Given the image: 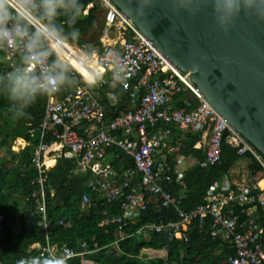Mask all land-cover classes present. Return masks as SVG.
<instances>
[{
  "label": "built area",
  "instance_id": "2783aa9c",
  "mask_svg": "<svg viewBox=\"0 0 264 264\" xmlns=\"http://www.w3.org/2000/svg\"><path fill=\"white\" fill-rule=\"evenodd\" d=\"M94 1L104 9L103 34L109 35L114 31L117 40L105 45L88 61L49 31L31 11L18 5V0H10L12 19L8 27L12 29L14 25H22L16 21L20 16L44 33L42 41L48 50L47 63L52 64L59 58L72 74L68 86L63 85L58 92L47 97L44 117L39 125L40 141L32 158L39 174L36 182L41 185L43 201L38 209L43 214L44 228L47 230L49 224L45 218L42 174L49 170L45 159L58 153L57 157L77 158L80 171L90 170L94 174L87 182L89 192L81 197L82 207L92 203V194L107 202L120 201L122 213L113 219L118 223L115 244L125 238L124 228L134 224L139 213L147 209L144 187H150L152 195L160 200L162 206L175 208L178 218L158 219L144 224L136 230V235L147 240L151 233H160L170 240L187 241L186 232L191 221L198 219L199 224L204 225L210 217V236L234 249V255L229 256L225 264H264V226L261 223L264 214L260 216L256 208L262 207L264 213V174L239 182L234 181L229 173L223 174L208 188L207 203L186 212L181 208L186 193H173L165 187V184H172L174 178L166 156L158 157L170 133V129L161 124L173 123L181 131L205 134V160L209 165L220 160L224 138L238 149L239 155L250 152L264 169L263 159L111 0ZM31 33L24 27L22 38L18 36L11 43L0 42V61L15 69L22 67L23 60L22 65L20 60L28 55L27 44ZM71 58L93 73L96 83L90 86L105 92L111 102L116 99L114 89L119 86L128 97L126 110L106 118L108 107L101 103L99 95L91 87L86 86L84 76L72 65ZM35 71L39 72L38 65ZM184 92L195 98L196 105L174 108V96ZM50 127L57 132L55 140L47 144L44 136ZM33 133L34 129L31 130ZM51 147H54L53 150ZM113 147L129 156L134 167L118 170L107 162L108 152ZM180 178L178 175L176 180ZM137 179L140 185L135 184ZM236 205L248 206L242 211L246 215L242 221ZM82 247L86 248L87 244L83 242ZM147 250L146 255L140 254L139 257L153 259V256H148ZM42 253L58 264H69L72 258L82 254L69 246L59 248L49 242L42 248Z\"/></svg>",
  "mask_w": 264,
  "mask_h": 264
},
{
  "label": "trees",
  "instance_id": "16d2710c",
  "mask_svg": "<svg viewBox=\"0 0 264 264\" xmlns=\"http://www.w3.org/2000/svg\"><path fill=\"white\" fill-rule=\"evenodd\" d=\"M90 2L91 0H79L81 13L75 18V23L63 13L58 15L52 22L53 30L70 43L85 45V36L95 28L100 8L99 5H94L87 14H84ZM32 13L43 25L49 27V23L39 10H33ZM21 18L17 16L16 21L32 32L37 31L33 25ZM75 31L80 35L73 39L72 34ZM96 45L100 46V43L97 42ZM39 47L47 48L43 41L40 42ZM22 60L23 58L20 60V65ZM16 69L0 61V149L6 151L0 156V264H21V262L58 264L42 253V248L47 242L56 244L59 248L69 246L76 253H82L72 258L69 264H82V262L85 264H225L226 259L234 255L233 248L210 236L208 232L212 224L210 217L206 219L204 225H200L198 219L191 221L186 232L187 241L170 240L165 234L160 233H151L147 240L136 235V230L144 224L158 219L178 218L175 208L162 206L160 200L152 195L150 187H144L148 199L147 209L139 213L134 224L124 228L125 238L115 244L118 223L113 219L122 213L120 201L107 202L97 199L96 195L92 194V203L82 207L81 197L89 192L87 182L94 177V174L90 170L80 171L75 157H58L56 164L54 162L55 166L42 174L45 218L49 224L46 230L42 224L43 214L38 209L43 198L41 185L36 182L39 176L38 169L33 164L32 158L40 141L39 125L44 117L48 96H40L36 103L27 108L12 101L8 95L7 77L8 73ZM67 76L69 82L65 86L71 82L70 71L67 72ZM105 88L110 90L108 86ZM114 92L116 99L113 102L105 92H102L100 101L108 107L106 118L115 117L120 110H126L129 106L128 97L119 86ZM183 99H185L183 93L176 94L173 107H185ZM161 125L171 129L175 147V151L167 159L174 182L170 185L165 184V187L173 193H186L181 205L186 212H191L198 205L207 203L208 188L223 174L229 173L236 161L242 157L250 159L249 173L252 177H261L264 174L261 164L250 152L239 155L238 149L228 144L225 138L221 144L220 160L214 165H209L205 160V149L194 147L200 133L187 132L186 138L182 139L183 132L175 127L172 128L170 124ZM33 129L34 133L31 134ZM56 132L55 128H48L44 142L50 144L54 141ZM17 138H23L28 143L19 152L12 150ZM24 144L22 139H17L14 149ZM254 150L264 161V156L255 148ZM177 155L186 159L188 164L191 160L194 161L179 180H176L177 175L174 171ZM107 156H110L111 165L118 170L119 166L123 169L134 167L133 160L118 148L110 149ZM135 184L140 185L139 180H135ZM247 207L235 206L240 221L246 218L242 211ZM256 208L262 216L264 214L262 207ZM105 220H109L108 223H103ZM261 223L264 226V218L261 219ZM83 242L87 244L86 248L82 247ZM164 247L167 248L168 254L163 258L144 260L139 257L140 254L146 255V249L159 250Z\"/></svg>",
  "mask_w": 264,
  "mask_h": 264
},
{
  "label": "water",
  "instance_id": "95a60500",
  "mask_svg": "<svg viewBox=\"0 0 264 264\" xmlns=\"http://www.w3.org/2000/svg\"><path fill=\"white\" fill-rule=\"evenodd\" d=\"M111 1L264 156V0L258 12H241L227 32L212 0Z\"/></svg>",
  "mask_w": 264,
  "mask_h": 264
},
{
  "label": "clouds",
  "instance_id": "9594fccd",
  "mask_svg": "<svg viewBox=\"0 0 264 264\" xmlns=\"http://www.w3.org/2000/svg\"><path fill=\"white\" fill-rule=\"evenodd\" d=\"M261 2L262 0H212V6L217 22L227 32L229 24L241 12H258ZM18 5H23L28 11L39 10L49 23V31L53 30L52 22L58 15L63 13L75 23V18L81 13L79 0H18ZM11 19L10 0H0V42L11 43L16 37H23L24 26L14 25L10 29L8 23ZM79 35L75 31L72 34L73 39ZM43 39L44 33H31L27 44L28 55L23 58V66L9 73L7 77L9 98L23 108L36 103L40 96H50L58 92L69 82L68 67L59 58L52 64L47 63L48 50L39 47ZM37 65L39 72L35 71ZM89 83L95 84L96 81Z\"/></svg>",
  "mask_w": 264,
  "mask_h": 264
},
{
  "label": "crops",
  "instance_id": "0c3cea01",
  "mask_svg": "<svg viewBox=\"0 0 264 264\" xmlns=\"http://www.w3.org/2000/svg\"><path fill=\"white\" fill-rule=\"evenodd\" d=\"M94 5H98L94 0H91V2L87 5L86 9L84 10V14H87L89 9L92 8ZM34 7V6H33ZM100 7V6H99ZM33 12V11H31ZM33 14V13H32ZM34 16V15H33ZM35 17V16H34ZM36 18V17H35ZM37 19V18H36ZM38 20V19H37ZM39 21V20H38ZM40 22V21H39ZM103 24H104V9L102 7L99 8V16H98V21L97 24L95 26L94 29L90 30L86 36H85V45L83 46H78L77 44L74 43H70L66 40V38L64 36H62L61 34H58L56 31L52 30L60 39L64 40L65 42H67L70 47H72V49L79 54L83 59L85 60H90L92 59L99 51H101L105 45H107L108 43H112L113 41L117 40V34L116 32H111L109 35H105L103 34ZM49 28V27H48ZM99 42V45H96V43ZM73 65V64H72ZM75 66V65H73ZM76 68V66H75ZM78 70V72H80L82 74V71L79 70L78 68H76ZM90 72V71H89ZM88 74V73H87ZM88 77L90 78V80H93V74H88ZM85 78V77H84ZM85 84L88 83L89 86L91 87V89L97 94L99 95V99H101L102 97V92H100L99 90H97L96 88H93V85L90 86V83L87 79H85ZM87 86V85H86ZM183 95H185V99H183V103L185 104L186 108H192L196 105L197 101L195 100V98L188 92H184ZM181 131V130H180ZM183 132L181 134V138L184 139L186 138V133L189 131H181ZM193 133H200V132H193ZM17 139H22L25 144L24 145H20L18 146L19 148H21V150L28 145V143L23 139V138H17ZM17 139L14 141L16 142ZM206 143H207V136L205 134L200 133V137L199 139L196 141L194 147L195 148H204L206 149ZM12 148H14V144L12 146ZM174 144H173V134L171 135V131L168 135L167 138V142H166V146L162 148V150L159 152L158 157H160V155H165L166 159H168V156L170 154H172L175 150ZM20 151V150H19ZM57 154L58 153H53L50 157H47L49 160H51V166L49 167V169L53 168L56 164L57 161ZM110 157V156H109ZM107 156V162H109L110 158ZM112 158H113V154H112ZM245 158V162H242L241 159ZM46 160V159H45ZM55 162V164H54ZM168 162V160H167ZM110 163V162H109ZM194 164V161L191 160V162L188 164L186 159H184L181 155H177L176 158V165L174 167V171L176 172V175H180L181 178L184 174V171L186 169H188L191 165ZM249 165H250V159L247 157H242L240 158L238 161H236L235 165L231 168V170L229 171V174L231 176V178L234 181H241V179H247V176H251L249 173ZM171 167V166H170ZM119 168H122V166H119ZM252 177V176H251ZM138 180V179H137ZM159 250H150L148 249V256H153V255H161Z\"/></svg>",
  "mask_w": 264,
  "mask_h": 264
},
{
  "label": "rangeland",
  "instance_id": "374dc122",
  "mask_svg": "<svg viewBox=\"0 0 264 264\" xmlns=\"http://www.w3.org/2000/svg\"><path fill=\"white\" fill-rule=\"evenodd\" d=\"M87 74V73H86ZM88 74H89V76H90V74H93V73H91V72H88ZM87 74V75H88ZM93 88H95V86L93 85ZM168 125V124H167ZM170 125L172 126V128L173 127H175V128H177L178 130H179V128H178V126L176 125V124H173V123H170ZM169 128V127H168ZM170 129V128H169ZM170 131H171V129H170ZM15 145H16V142H14V147H15ZM19 146V145H18ZM17 146V148H12V150L13 151H15V152H19V150H21V148H19ZM6 153V151H5V149H3V148H1L0 149V156L1 155H4ZM241 161L242 162H245V158H243V159H241ZM48 167H50L51 166V160H50V163L47 165ZM252 177L251 176H247V179H251ZM165 252H163L162 250H161V252H160V254L162 255V254H164Z\"/></svg>",
  "mask_w": 264,
  "mask_h": 264
},
{
  "label": "bare ground",
  "instance_id": "6f19581e",
  "mask_svg": "<svg viewBox=\"0 0 264 264\" xmlns=\"http://www.w3.org/2000/svg\"><path fill=\"white\" fill-rule=\"evenodd\" d=\"M71 62L73 65L76 66V68H78L79 70L82 71V75L85 77V79H87L88 81H91L90 78L88 77V75L86 74V73H88V70L84 66L79 65L78 62L74 58H71ZM53 148L54 147H51V150H53ZM49 163H50V160L48 158H46V164L48 165Z\"/></svg>",
  "mask_w": 264,
  "mask_h": 264
}]
</instances>
